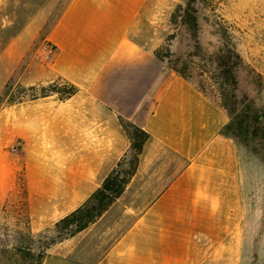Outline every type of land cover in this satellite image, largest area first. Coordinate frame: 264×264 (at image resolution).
I'll return each instance as SVG.
<instances>
[{"label":"crops","instance_id":"1","mask_svg":"<svg viewBox=\"0 0 264 264\" xmlns=\"http://www.w3.org/2000/svg\"><path fill=\"white\" fill-rule=\"evenodd\" d=\"M180 1L67 0L46 37L48 79L78 91L20 102L14 120L7 106L33 233L79 207L129 153L120 118L150 135L123 192L41 264H237L244 201L237 143L221 133L228 115L154 54Z\"/></svg>","mask_w":264,"mask_h":264},{"label":"rangeland","instance_id":"2","mask_svg":"<svg viewBox=\"0 0 264 264\" xmlns=\"http://www.w3.org/2000/svg\"><path fill=\"white\" fill-rule=\"evenodd\" d=\"M66 2L0 0V264H35L28 250L54 236L52 226L37 233L29 228L24 187L26 157L22 154V140L7 137V106H13L14 120L18 103H9L11 100L26 101L51 82L64 84L59 77L48 79L51 57L44 54L41 46L48 43V31ZM196 5L203 53L216 51L222 41L235 44L242 58L237 70L239 89L252 96L257 105L264 106V0H207ZM38 14L44 15V25L29 28L28 23ZM172 32L175 36L170 41V50L173 56L187 62L188 79L207 96L218 99L214 65L207 58L189 55L194 50L193 42L184 28L173 30L171 25L164 28L156 47L165 46ZM42 78L44 81H39ZM33 82L36 91L27 89ZM236 143L244 201V217L239 221L236 237L240 247L237 264H264V148L256 146L260 152L257 155L249 147ZM129 159L130 153L121 169L128 168Z\"/></svg>","mask_w":264,"mask_h":264},{"label":"trees","instance_id":"3","mask_svg":"<svg viewBox=\"0 0 264 264\" xmlns=\"http://www.w3.org/2000/svg\"><path fill=\"white\" fill-rule=\"evenodd\" d=\"M206 1L181 0L171 13L170 25L173 30L182 27L190 35L194 48L189 54L191 57L207 58L214 65L218 84V99L216 100L226 111L229 118L221 129V133L249 147L253 153L260 155L256 146L264 148V106L257 105L252 96L239 89L237 70L242 63L240 53L235 44L228 45L222 41L221 46L216 51L205 55L199 43V10L196 4ZM174 36L175 32L170 33L167 36L166 45L156 48L154 54L158 59L166 62L168 67L177 74L189 80L185 71L187 62L181 61L178 56H173V52L170 50V41ZM7 88L6 86L5 95L7 94ZM197 88L206 95L202 88ZM27 89L36 91L37 87L31 85ZM77 91L78 87L68 81H65L62 85L51 82L47 87L41 86L38 92L33 93L27 100L52 94H57L59 99L65 100L73 96ZM23 101L25 100L18 98L11 100L9 103H20ZM120 122L130 140L128 168L121 169L122 164L126 160V155L121 158L104 178L101 185L79 207L53 224L52 231L54 236L37 248H30L27 252L29 258L35 264L42 263L46 250L51 245L75 235L94 223L123 192L134 175L139 162V155L150 135L142 128L123 118H120Z\"/></svg>","mask_w":264,"mask_h":264},{"label":"built area","instance_id":"4","mask_svg":"<svg viewBox=\"0 0 264 264\" xmlns=\"http://www.w3.org/2000/svg\"><path fill=\"white\" fill-rule=\"evenodd\" d=\"M41 48L43 49V52L44 54L47 56V57H51L52 56V53L54 51V48L51 44L48 43H43Z\"/></svg>","mask_w":264,"mask_h":264}]
</instances>
